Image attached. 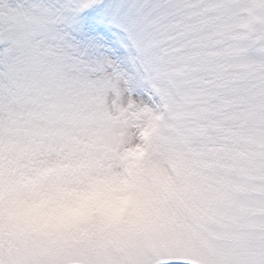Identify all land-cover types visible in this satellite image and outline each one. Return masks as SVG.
Segmentation results:
<instances>
[{
  "label": "snow or ice",
  "instance_id": "6c2138e0",
  "mask_svg": "<svg viewBox=\"0 0 264 264\" xmlns=\"http://www.w3.org/2000/svg\"><path fill=\"white\" fill-rule=\"evenodd\" d=\"M0 264H264V0H0Z\"/></svg>",
  "mask_w": 264,
  "mask_h": 264
},
{
  "label": "clouds",
  "instance_id": "9594fccd",
  "mask_svg": "<svg viewBox=\"0 0 264 264\" xmlns=\"http://www.w3.org/2000/svg\"><path fill=\"white\" fill-rule=\"evenodd\" d=\"M82 199L80 193H69L66 198L60 203H53L46 205L42 210L57 215L60 213H66L69 209L76 207L77 203Z\"/></svg>",
  "mask_w": 264,
  "mask_h": 264
},
{
  "label": "trees",
  "instance_id": "16d2710c",
  "mask_svg": "<svg viewBox=\"0 0 264 264\" xmlns=\"http://www.w3.org/2000/svg\"><path fill=\"white\" fill-rule=\"evenodd\" d=\"M69 193H78V192H68V191H64V190H61V191H58V192H55L53 194H51V197L50 198H46V205H51L53 203H60L62 200H64L67 196V194Z\"/></svg>",
  "mask_w": 264,
  "mask_h": 264
},
{
  "label": "rangeland",
  "instance_id": "374dc122",
  "mask_svg": "<svg viewBox=\"0 0 264 264\" xmlns=\"http://www.w3.org/2000/svg\"><path fill=\"white\" fill-rule=\"evenodd\" d=\"M74 186H72V185H70V186H68L66 189H64V191L66 190V191H68V192H72V188H73ZM63 201V200H62ZM61 201V202H62ZM53 216H55V215H53Z\"/></svg>",
  "mask_w": 264,
  "mask_h": 264
}]
</instances>
